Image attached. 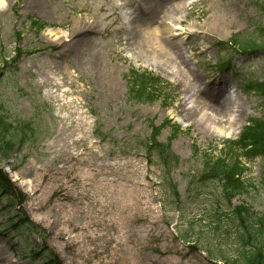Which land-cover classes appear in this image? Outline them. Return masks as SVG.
<instances>
[{
    "label": "rangeland",
    "instance_id": "obj_1",
    "mask_svg": "<svg viewBox=\"0 0 264 264\" xmlns=\"http://www.w3.org/2000/svg\"><path fill=\"white\" fill-rule=\"evenodd\" d=\"M32 20L45 25L38 30ZM164 27L168 39L160 45ZM234 35L263 48L225 46ZM17 49L21 57L10 60ZM1 60L8 63L0 112L28 138L8 157L0 154L10 181L0 194V249L8 264H40L42 247L62 264L236 258L226 214L230 204L264 210L261 156L237 157L246 191L230 204L216 180L199 178L205 156L216 157L222 142L264 117L258 95L239 85L264 81V0H0ZM132 69L160 79L163 95L129 98ZM165 122L157 140L175 156L170 173L144 147ZM80 152L85 162L71 160ZM167 185L179 194L171 192V203ZM16 214L34 227L11 228ZM64 219L77 229L58 238Z\"/></svg>",
    "mask_w": 264,
    "mask_h": 264
},
{
    "label": "trees",
    "instance_id": "obj_2",
    "mask_svg": "<svg viewBox=\"0 0 264 264\" xmlns=\"http://www.w3.org/2000/svg\"><path fill=\"white\" fill-rule=\"evenodd\" d=\"M31 25L38 30L43 28L45 23L32 20ZM226 45L237 47V51L247 52L249 50L255 51L262 49L263 46L255 42L241 40L237 35H234L227 42ZM22 55V50L14 51V56L9 58L16 61ZM1 72L8 61L1 60ZM230 64V59L223 62L221 67H227ZM127 95L129 98L137 100L138 102L152 101L159 98L164 93V88L160 79L152 75L151 72H136L132 69L126 74ZM241 89L245 92L252 91L261 99L264 106V81H254L246 85L239 84ZM169 122L162 123L160 126L153 128V134L145 145V149L157 158V163H160L165 172L170 173L173 168L172 161L175 156L169 151V144L157 140V136L161 128ZM177 130V126L171 125ZM27 134L19 135L16 128L9 120L0 112V154L5 158L10 153L19 148L26 140ZM169 143V142H168ZM234 146L241 149V153H235ZM222 153L223 150H225ZM216 157L205 156L203 166L200 169L201 180H212L216 182L218 195L225 199L229 204L237 194L246 191V184L242 179V174L246 171V167L241 165L238 161L239 156L245 157L247 160H253L257 156H261L262 177L264 179V117L253 118L243 126L239 137L235 140H225L218 150ZM171 182V178L168 180ZM10 181L8 177L0 170V194L6 195L9 190ZM7 192V193H6ZM167 193L165 199L171 203L172 194L174 192L179 195L176 187L167 185ZM229 223H226L228 228H232L233 235L238 242V254L229 264H264V210L255 212L247 203H240L237 205H229V212L226 214ZM11 228H30L35 225L26 217L16 214L11 219ZM209 254L213 255L212 249L206 247ZM39 255L40 264H62L52 252L42 247Z\"/></svg>",
    "mask_w": 264,
    "mask_h": 264
},
{
    "label": "bare ground",
    "instance_id": "obj_3",
    "mask_svg": "<svg viewBox=\"0 0 264 264\" xmlns=\"http://www.w3.org/2000/svg\"><path fill=\"white\" fill-rule=\"evenodd\" d=\"M169 33V31L164 27V28H161L160 29V37H158V38H156V40H157V42L161 45L162 44V38H166V39H168L167 38V34ZM211 120V123H214L215 121L213 120V119H210ZM81 141V140H80ZM73 143H74V141H73ZM79 160L80 162L81 161H83V162H85L84 160H85V158H84V156H83V152L81 153H77V154H75V155H72L71 156V160ZM93 169V171H94V168H92ZM87 182H86V184H90L89 182H88V180H86ZM91 185V184H90ZM36 192H37V189H36V187L34 186V187H32V195L35 197L36 196ZM110 203L111 204H116L117 203V200H115V199H113L112 197H111V200H110ZM129 204H130V202L128 201L127 203H125L124 204V206H123V208H127V207H129ZM36 206V208L37 209H41L42 208V205H37L35 202H32V206ZM57 220L59 221V222H62V218L61 217H57ZM64 221L67 223V226L64 228V229H60L59 230V232L56 234V237H58V238H62V237H65L66 235H69V233L70 232H72V231H74V230H76L77 228H76V225H73L72 223H71V221H70V219H64ZM94 235V234H93ZM70 241H71V243H69V244H72V245H74L75 244V238H72V239H70ZM0 260H4L5 262H0V264H8V261L5 259V257H4V254L2 253V251H1V249H0Z\"/></svg>",
    "mask_w": 264,
    "mask_h": 264
}]
</instances>
